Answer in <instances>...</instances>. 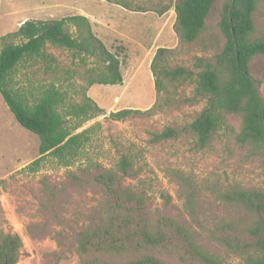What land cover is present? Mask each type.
Returning <instances> with one entry per match:
<instances>
[{
  "label": "rangeland",
  "instance_id": "rangeland-1",
  "mask_svg": "<svg viewBox=\"0 0 264 264\" xmlns=\"http://www.w3.org/2000/svg\"><path fill=\"white\" fill-rule=\"evenodd\" d=\"M176 0H0V38L15 34L28 20L57 21L71 16L88 19L93 34L121 63L119 85H90L105 71L100 59L73 57L48 46L52 64L19 69L18 86L38 96L55 85L69 104L88 99L102 113L75 134L87 131L78 155L64 162L41 156L39 138L22 128L0 95V233L22 239L18 264H81L76 236L107 222L96 176L115 172L122 157L137 176L126 185L144 192L150 218L167 216L184 226L199 245L222 264H241L254 253L237 254L215 243L210 232L227 223H246L253 216L221 196L232 189L264 190V144H240L239 118L225 116L210 142L201 148L190 129L207 106L196 95V75L216 64L226 45L220 30L226 0H218L206 29L194 45L180 38ZM255 38L264 36V0L254 14ZM74 36L77 30L69 27ZM8 40L20 43L18 38ZM163 50L161 54L159 52ZM193 72L192 79L156 89L154 63ZM264 99V58L250 64ZM133 113L117 121L112 114ZM75 121L70 120L69 124ZM172 129L177 137L159 141ZM171 264H177L171 262Z\"/></svg>",
  "mask_w": 264,
  "mask_h": 264
},
{
  "label": "trees",
  "instance_id": "trees-1",
  "mask_svg": "<svg viewBox=\"0 0 264 264\" xmlns=\"http://www.w3.org/2000/svg\"><path fill=\"white\" fill-rule=\"evenodd\" d=\"M218 0H176L180 38L185 45H194L206 29V20ZM259 0H226L221 15L220 30L227 42L217 56L216 64H206L196 75V95L207 106L191 124L190 129L204 148L223 123L225 116L241 119L237 136L240 144H264V99L254 86L250 64L257 56L264 58V36L255 38L254 14ZM74 26L76 36L69 32ZM18 38L16 44L9 38ZM48 46L62 49L73 57L100 59L105 66L89 81L95 85H119L123 82L121 63L117 54L109 52L93 34L88 19L71 16L57 21H25L18 31L0 38V95L17 123L39 138L40 158L47 156L64 162L78 155L87 131L75 134L85 123L96 118L102 110L92 103L69 104L65 92L55 85L38 96L18 86L19 69L43 62L52 64ZM163 50L159 52L161 54ZM152 72L156 89L165 83L192 79L194 74L182 67L166 68L155 62ZM133 112L112 114L117 121ZM75 121L69 124V121ZM168 129L156 136L159 141L177 137ZM137 176L133 163L122 157L118 169L100 172L95 184L100 190L102 208L107 222L79 232L76 236L81 264H222L219 257L202 248L190 232L175 220L160 215L150 218L144 192L126 185ZM225 204L239 206L253 216L246 223H227L210 232L215 243L237 254L254 253L241 264H264V190L232 189L221 196ZM22 239L18 234L0 233V264H18Z\"/></svg>",
  "mask_w": 264,
  "mask_h": 264
},
{
  "label": "water",
  "instance_id": "water-1",
  "mask_svg": "<svg viewBox=\"0 0 264 264\" xmlns=\"http://www.w3.org/2000/svg\"><path fill=\"white\" fill-rule=\"evenodd\" d=\"M254 86H255L256 91H257L259 94H261V92H260V83H259V82H255V83H254Z\"/></svg>",
  "mask_w": 264,
  "mask_h": 264
},
{
  "label": "crops",
  "instance_id": "crops-1",
  "mask_svg": "<svg viewBox=\"0 0 264 264\" xmlns=\"http://www.w3.org/2000/svg\"><path fill=\"white\" fill-rule=\"evenodd\" d=\"M22 24H23V23H22ZM22 24H21V25H22ZM21 25H20V26H21ZM20 26H19V28H20Z\"/></svg>",
  "mask_w": 264,
  "mask_h": 264
}]
</instances>
